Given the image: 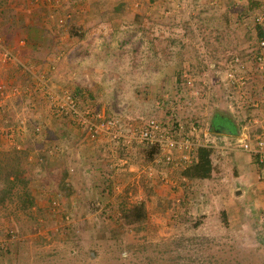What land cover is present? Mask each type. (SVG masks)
<instances>
[{"label": "rangeland", "instance_id": "374dc122", "mask_svg": "<svg viewBox=\"0 0 264 264\" xmlns=\"http://www.w3.org/2000/svg\"><path fill=\"white\" fill-rule=\"evenodd\" d=\"M258 24L264 0H0V68L18 75L0 83V156L32 151L37 216L0 197V264H264V195L234 209L226 191L247 151L216 120L260 132L263 111L231 96L229 76L239 56L247 98H262ZM151 119L206 132L219 183L160 162L169 149L152 158L132 135ZM139 201L136 229L121 217Z\"/></svg>", "mask_w": 264, "mask_h": 264}, {"label": "trees", "instance_id": "16d2710c", "mask_svg": "<svg viewBox=\"0 0 264 264\" xmlns=\"http://www.w3.org/2000/svg\"><path fill=\"white\" fill-rule=\"evenodd\" d=\"M257 40H264V26L258 24L256 26ZM258 45V43H257ZM257 53L260 52V47H257ZM218 122L221 123V127H227L232 130L233 133L237 132L238 125L233 121H223L216 117ZM177 125V124H176ZM151 157L154 158L160 153V145H152ZM30 149H20L17 146L5 152L0 156V197L4 198L10 203H14L20 211H22L19 218L36 219L37 216L33 215L32 209L36 207L33 192L30 190L31 177L29 171L30 167ZM215 154V148L213 146H201L197 150V156L194 162L186 166L183 170L184 177L190 180L210 179L214 172L213 156ZM125 156V155H123ZM259 165L262 163L259 157H255ZM68 174V173H67ZM66 174V175H67ZM67 185V184H64ZM122 219L130 227L138 229V225L143 224L147 219V209L145 201H139L133 204L130 208L125 207L122 210Z\"/></svg>", "mask_w": 264, "mask_h": 264}, {"label": "built area", "instance_id": "2783aa9c", "mask_svg": "<svg viewBox=\"0 0 264 264\" xmlns=\"http://www.w3.org/2000/svg\"><path fill=\"white\" fill-rule=\"evenodd\" d=\"M1 38V37H0ZM1 40V39H0ZM1 46V42H0ZM258 47H260V52L256 55V62L258 64L259 70H264V40H260L258 42ZM8 56L7 58H12L11 54H6ZM239 68V69H238ZM246 68L245 62L243 63L239 56L236 57V59H233L230 62V69L229 76L234 77L233 83H235L236 87L230 91L231 96L233 97L235 92L237 91L236 88L238 87L241 89V95L243 97L246 96V103L248 105H253L254 107H257L263 111V117H253V122L258 124L261 128V133L259 137L256 138L255 141L248 140L245 138H238V146L244 150L253 155V157H259V160L262 161V158L264 156V92H262V98L261 99H254V98H247L248 93L246 91V83L247 78L244 75L238 74V71L235 69H244ZM3 88V85L0 86V89ZM236 90V91H234ZM71 101L74 103L72 105V113L76 115V117L81 118L79 116V112L77 111L76 103L74 102V99H71ZM245 103V100H244ZM162 122H159L156 119H151L145 126L140 127L139 129L133 130V138L143 144V145H160V151L162 152V149H169L165 153H160L162 155V158L159 159L160 162L166 165H173L176 163H183L184 167L192 164L197 156V150L201 146H214L212 143H208V139L206 136V132H198V129L195 125L192 126V129L190 131H186L187 129H184L181 124L174 125L170 127L169 123H164L161 125ZM122 135L121 133L119 134ZM204 136L205 138H202ZM178 154V155H175ZM3 247V246H2Z\"/></svg>", "mask_w": 264, "mask_h": 264}, {"label": "crops", "instance_id": "0c3cea01", "mask_svg": "<svg viewBox=\"0 0 264 264\" xmlns=\"http://www.w3.org/2000/svg\"><path fill=\"white\" fill-rule=\"evenodd\" d=\"M30 24L27 23V26L24 30V39L23 41H29L31 39V31H29L28 28H30ZM23 35V33H22ZM22 41V40H21ZM24 51V50H23ZM19 53V56H20V60L23 61L24 59V56H23V52L21 51H18ZM26 54L29 55L30 53V50L29 48L27 49V51L25 52ZM37 50H36V55H37ZM27 62V58L24 60ZM14 65H11L10 68H0V83L1 82H5L7 83L8 85H12L14 84L13 82L16 81L18 79V75H17V72L14 70L13 68ZM22 77V76H21ZM23 79V80H22ZM22 81H25V78H21L18 83L19 84H22V85H26L25 82H22ZM11 83V84H10ZM9 97V96H8ZM5 98H1L0 97V104H2L1 102H6L7 101V98L4 100ZM9 100H12V99H9ZM263 112L262 114L260 115V117L262 118L263 116ZM258 117V118H260ZM223 121H232L233 123V119H223V118H219ZM244 118H242L243 120ZM235 122V121H234ZM235 123H238L240 126H244V128H247V123L245 122H241V121H236ZM227 130H223L221 129L220 131H222L221 133H223L224 135L226 136H229V137H235L237 140L238 138H247L248 140H251V141H255L257 137H259L260 133H261V128L259 127V130L260 132H258V134L256 133H252L250 131H248L247 129H242V131L237 128V132L236 133H230L229 131H232L230 130L229 128L226 127ZM239 130L241 131L239 133ZM234 134V135H233ZM27 148V146L25 147ZM242 150V149H241ZM244 151V150H242ZM31 152L30 151V155H31ZM246 152V151H245ZM246 159L244 160V162H241L239 165H240V169L238 170L237 174L231 179L230 183H229V189H227L226 191V194L227 195H235V198L234 197H231V200L233 199V207L234 209L236 208V204H238V201H241V198L242 196H244V198H248V197H251V198H260V197H263V193H264V156L262 158V161L260 160V162L262 163L260 166L259 164H257L256 162H254L255 160H253V155H251L250 153L246 152V154H243ZM29 159L31 160L30 163H32V158L29 157ZM256 159V158H255ZM68 165H72L71 167L73 166H77V162H68L67 163ZM75 164V165H74ZM259 166V169L256 167V166ZM30 166L32 167V164H30ZM41 166V165H40ZM71 167L68 166V169H70ZM73 169V168H71ZM71 172V171H70ZM69 175V173H68ZM69 180H72L70 175L68 176ZM201 180V179H199ZM211 180H213L214 182L216 183H219V179H202L201 181H198L197 184H201V185H206L208 184V182H211ZM228 187V186H227ZM231 187V188H230ZM241 191L243 192L242 195H239L241 193ZM228 198V196H226ZM206 208V206L204 205L203 206V210ZM229 214L231 213L230 210L227 211ZM206 212L205 211H202V214H205Z\"/></svg>", "mask_w": 264, "mask_h": 264}, {"label": "water", "instance_id": "95a60500", "mask_svg": "<svg viewBox=\"0 0 264 264\" xmlns=\"http://www.w3.org/2000/svg\"><path fill=\"white\" fill-rule=\"evenodd\" d=\"M225 131V130H224ZM230 133H232V131H229Z\"/></svg>", "mask_w": 264, "mask_h": 264}, {"label": "clouds", "instance_id": "9594fccd", "mask_svg": "<svg viewBox=\"0 0 264 264\" xmlns=\"http://www.w3.org/2000/svg\"><path fill=\"white\" fill-rule=\"evenodd\" d=\"M255 158V157H254Z\"/></svg>", "mask_w": 264, "mask_h": 264}]
</instances>
